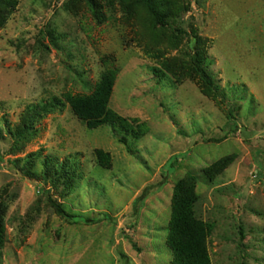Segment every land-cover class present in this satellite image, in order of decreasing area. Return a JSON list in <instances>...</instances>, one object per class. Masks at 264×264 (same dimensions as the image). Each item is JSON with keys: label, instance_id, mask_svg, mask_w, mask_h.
Here are the masks:
<instances>
[{"label": "rangeland", "instance_id": "rangeland-1", "mask_svg": "<svg viewBox=\"0 0 264 264\" xmlns=\"http://www.w3.org/2000/svg\"><path fill=\"white\" fill-rule=\"evenodd\" d=\"M95 1L100 16L90 0H19L0 30V264H172L174 185L190 174L211 264H264V0L178 1L188 11L162 31L140 5ZM109 69V108L147 126L128 145L67 102ZM28 106L34 131L15 138Z\"/></svg>", "mask_w": 264, "mask_h": 264}, {"label": "trees", "instance_id": "trees-1", "mask_svg": "<svg viewBox=\"0 0 264 264\" xmlns=\"http://www.w3.org/2000/svg\"><path fill=\"white\" fill-rule=\"evenodd\" d=\"M19 0H0V30L4 28L9 17L14 11ZM133 2L135 6H142L148 13L154 27L162 30L173 29L177 14L188 11V6L180 7L182 0H126ZM180 1V2H178ZM97 16H100L95 0H90ZM175 34L173 39L182 37L183 30H172ZM53 40H57L51 35ZM195 54L193 56V67L205 85V92L216 98L220 96L219 88L214 75L208 70L206 40L193 31ZM150 51V50H149ZM147 50V52H149ZM167 70L168 67H165ZM156 75L163 78L164 71L154 70ZM116 78V70L109 69L90 95L68 96L69 103L75 116L83 122L89 130L102 126H110L118 134L122 135L119 142L128 145L129 140L139 139L147 132L145 123L138 119L123 117L109 108L110 99ZM55 100V99H54ZM56 102V101H55ZM55 102L48 107H55ZM46 108V106H44ZM37 106H28L20 116L18 126L11 132L15 138H23L26 134L33 132L35 124L40 116ZM98 164L110 169L112 160L109 153L102 149L95 151ZM30 157V156H29ZM50 160L46 165L49 166ZM196 176L190 174L187 178L178 181L174 185L172 199V215L169 222L167 245L172 253V264H211L208 253L207 241L212 233V226L203 222L196 216L195 205L198 200L195 193ZM61 212H63L61 210ZM3 213L0 208V217ZM1 222V221H0ZM1 225V224H0ZM242 234V232H241Z\"/></svg>", "mask_w": 264, "mask_h": 264}]
</instances>
